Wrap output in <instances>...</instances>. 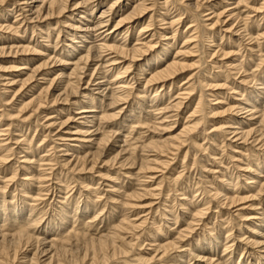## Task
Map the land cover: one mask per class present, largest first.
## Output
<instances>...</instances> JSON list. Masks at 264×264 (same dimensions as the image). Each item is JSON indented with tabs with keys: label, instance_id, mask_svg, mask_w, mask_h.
Instances as JSON below:
<instances>
[{
	"label": "rangeland",
	"instance_id": "1",
	"mask_svg": "<svg viewBox=\"0 0 264 264\" xmlns=\"http://www.w3.org/2000/svg\"><path fill=\"white\" fill-rule=\"evenodd\" d=\"M11 1L13 0H6L4 3L0 2V25H2L0 26L1 27L0 28V48L5 47L4 49L7 48L8 50V48H10L11 45L14 46L13 47L14 50L16 46H18V49H21L23 46L25 47L26 45H28V47H32V48L34 47L32 49L33 51H30L31 54L30 53H23V54L19 53L18 55L0 54V159H5V161L3 162L0 161V188L6 187L4 191L2 190L4 194V196L2 194V197L4 199H7L5 201L8 204L6 203L5 204L7 206L8 205L10 206V208H7L8 209L7 211L9 212L10 215L7 213V211H3L2 209L3 214H1L2 218L0 220V226H1L0 228L2 230L3 228L4 230H11V227L15 228L17 225H19V223L30 222V225H29L30 227H28V236L32 238V241L29 244H26L25 242L22 241L23 243H21L20 245L21 249L19 248L20 250L17 251V260L15 261L14 264H27L26 263L27 260L31 259L32 257L36 260L37 264H43L44 262H46L45 260L48 257L45 256L44 252L42 251H45L46 249H49L50 247H52V249L61 248L65 251L63 253L64 255L63 254L62 255L60 254L61 256L57 255L60 257L58 260L62 264H76V263L90 264L91 262L90 259L92 257L91 256L92 250L89 247L90 243L97 242L98 240H102L103 238H104L103 240H105V238L110 237V236H111V239H110V243H111V240L113 238L112 235L115 237L114 243H112V246L116 249V251L114 255L112 254V251L110 253L107 252L108 253L106 257L107 261H104L102 264H264L263 256L258 257V253L260 255L263 254L262 249H264L263 247L264 246V219H263L264 218V169H262L264 168L262 167L264 164V160H263L264 159V122L259 123L258 119L260 115H255L254 118L252 117L251 118L252 120L249 121L250 117L241 119L243 114H239V113L237 114L236 112L232 113L228 111V109H232L235 107L237 108L238 102L242 101V98L240 97H242L241 95L244 92L245 93L243 94V97H245L246 99L247 98L251 99V97L253 96L254 98L252 97L253 100L252 99L251 100L254 101L255 99V101H257V105H256L258 107L257 109L259 110L261 108L262 111L264 110L263 109L264 108V98H263L264 93H262L263 91L261 90H257L259 88L258 84L260 85L261 83H264V61L263 63L259 62L264 59L263 58L264 57V0H239V1H243L244 3L239 5L238 7H236L234 3L238 0H228V1L227 0H209V1L200 0L201 2L199 1L198 8L195 7L193 0H187L188 3L185 0H182V1L181 0H145L144 6H146V9L148 8L146 11H144L145 13L143 15H140V17L134 18L135 21L134 19L131 21H126L121 26H119L117 31H115V29L113 28L116 22H118L123 17L125 18V16L128 15L127 13L128 12L130 13V10L132 9L133 4L136 5L139 2V0H120L118 1L116 5L114 6V8L112 9V12H111L112 16L109 17V24L107 25V27H105L107 31L103 28L99 30L100 32L98 31L97 34H100V33L104 34L105 32L104 36L108 34L112 40H115L114 44L117 42L116 45L126 46L125 48L126 49L128 48L130 50L133 47H142V49L146 50L147 52L143 54L142 57H138L131 63L132 71H130L131 70L130 69L129 73L126 74L125 78L120 80L119 83L121 84H117L116 88H118V85H119L120 86L118 88L119 90L115 88L116 85L113 86V88H115V90L113 91V94L115 91H117L115 92V94L116 95L119 94L118 96H120V98H125V99L127 98L126 101L124 102L121 101L117 103L114 107H110L111 106L110 100L100 99L103 97L99 94L100 93L98 90L99 86H97L96 83H98L101 80L103 81L104 79H106L104 80L105 82L110 81L111 79L114 78V75L116 74L117 70L116 71L115 69L110 70L113 67H106V69H102L100 70V72L99 71L95 72L89 84L86 85L87 81L90 78L89 75H91L92 73L94 63L95 65L96 64L98 65V62H99V59L94 57L95 56L94 53H91L90 58L87 63L88 65L90 64L92 65L87 67L88 72H85V75H84L85 77L84 76L82 77L83 78L82 82L83 83L85 82V83L84 84L82 82L80 83L81 89H79V92L84 93L86 95L85 99H81V98L78 99V95H76V97L68 98L69 100L68 104L67 102L66 103L59 102L60 104L59 103L52 104L51 102L53 101L52 99L55 98L56 95H58V93H60L61 90L55 88L57 86V83L55 84L53 83L52 84L53 87L52 86L50 87L49 85L51 81L54 80V76L56 77L57 76L56 74H59L61 69H63L61 67V63L57 64L55 67L53 63H51L53 66L50 64L47 66L48 68L47 67L43 68L44 71L43 69H41L42 73L47 74L44 76L45 79L40 80V78L37 77V81H40V82L35 83L33 81L34 83L33 82L30 83L24 86L25 88L20 90L19 87H21V83L23 82L24 79L27 78L26 76L30 74L31 70L34 67L40 64H43L49 58L50 59L52 58L50 62L55 57L57 59L60 58V60L62 61L66 60V57L64 54L66 50L68 49L65 47H61V46H65L62 43H65L66 45L69 44L70 41L68 40L72 38L71 36L74 33V31L69 30V27H68L70 23H73L69 15L72 13L71 14L72 17L74 16L75 18L76 16H82L84 19L82 18L79 19V17H77L76 19L79 21V23L75 25H80V26L83 24L84 20H87V17L84 14L83 9L78 8V12L77 10L71 12L72 8L71 9L69 8L63 13V15H58V16L55 15V16H50L47 18L42 17L39 20H36V19H32L33 16L31 15L30 12H27L26 9L24 10V12L21 11L20 12L21 14L19 13L20 16H18V13L16 14V11H15V10H18L17 8L18 5L17 4L13 5L12 4L13 2ZM29 1L30 0H28V2ZM40 1L41 0H35L36 3L35 2L29 3L31 4L30 8L31 6L33 7V6L38 5ZM107 1H105V3L102 4L103 6L99 5L101 6V8L99 6L95 8V11L93 13V16L95 18L99 16L98 13H101L100 11L106 10L109 7V5H111V2L113 3L116 0H107ZM126 3L129 5H127ZM228 4H231V5H228ZM118 6L121 7L120 10L118 9L119 8ZM20 7L22 8V5H20ZM13 9H14V12H13ZM122 10H124V12H122ZM222 10H224L225 12ZM80 11L81 12L83 11V12L81 13ZM230 11L232 12V15L229 17L228 15ZM157 12L159 13L160 17ZM221 12H224L225 16L224 15H223L224 17L221 16L219 20H221V22L223 21L224 23L215 24L216 19H217L216 15ZM78 13H81V14H78ZM163 13L166 15H164ZM167 13H169V15ZM211 13L213 14L211 15ZM29 15H31V18ZM213 15H215V17ZM236 15H238L239 19L235 18ZM66 16L70 21L66 19ZM156 16L157 18L159 19L162 18V19H160V21L158 22V19L156 18ZM25 17L27 19H25ZM112 17H115V18H112ZM150 17L154 18V21L152 22L150 27L146 28L145 31H140L139 30L140 28L145 27V25L150 22L149 21ZM167 17L169 18L167 19ZM175 18L178 20L181 19L179 20L180 23L176 25H170V22H172L173 19ZM61 21H62V24H61ZM156 21L159 23V25ZM46 22L49 26L46 24ZM38 23L41 25H39ZM63 24L67 26L68 28L63 26ZM6 25L7 26L11 25L12 30L14 29L16 33L14 32V30L13 32L11 30L6 31V28H5L7 27ZM25 26H27L28 28ZM3 27L5 29H3ZM241 27L242 29H240ZM127 28L129 29V32H128L129 34L125 30ZM166 28L169 30H167ZM46 29H48V32ZM50 29L52 31H50ZM25 30L26 31L28 30V31L26 32ZM66 31H68L69 34ZM113 32H117L118 34V35L116 34L117 37H115L114 34H112ZM40 33H42L43 35ZM46 33H49L48 39L44 38L46 37ZM157 33L159 34V37ZM245 34H248V35H245ZM119 35L120 37H118ZM16 36L18 37L16 38ZM68 36L71 38L69 39ZM102 36H101V39H102ZM163 36L167 39L165 40ZM256 36L258 38L254 39V37L256 38ZM126 38L127 40H125ZM132 38H133V41L131 40ZM160 39L162 40L160 41ZM253 39L256 40L257 43ZM98 40L100 39L98 38ZM118 40L119 41L121 40V42H119ZM54 41L57 42L56 48L53 47V45L55 44ZM77 41L79 42L80 40L73 39V42H77ZM90 41L88 39V42ZM97 42L101 43L100 41H97ZM125 42L127 45L125 44ZM159 42L161 43L163 42L162 43L163 47H160L162 45ZM41 43L43 45H40ZM111 43L113 44V42ZM167 43H170V46L172 47L168 46V48H166ZM85 45L86 44H84V46ZM171 49H173V51ZM259 49L261 52L258 51ZM164 50H165V54H164ZM167 50L168 52L171 51L172 53L167 52L166 54ZM248 50L249 51L252 50L253 52L252 51L249 52ZM60 51L62 53H60ZM37 52H39V54ZM80 52H83V50ZM157 52H161V53H157ZM51 53L55 57H53ZM108 53L109 52L101 53L102 58L105 57L104 60L108 58L106 56ZM40 54H42L43 56H41ZM74 54L76 55L77 53H74ZM255 54H257V56L260 58L262 56L261 60L260 58L255 56ZM158 55H161L163 57L157 60L156 58H158ZM164 55L166 57H164ZM111 57H114V55H111ZM162 58H165V59H162ZM128 59L129 58L126 59L127 60L126 62H128ZM93 60H95L97 63ZM173 60L179 63L180 65L184 64L182 65L183 71L180 70V72L175 73L172 77L168 78L167 80L165 79L164 82L158 81V82L147 83V81L150 79V76L154 73V70L156 69L155 67H157L158 70H162V68H165ZM122 61L123 60H121L120 62ZM157 61H159L158 63L162 61V64L158 65ZM238 63L240 67H242L241 69H239V66L237 65ZM82 64L80 65V67H83ZM126 65L127 63L124 64L123 66H126ZM228 66L231 68H229ZM68 67L71 68L70 66H67V68ZM46 68H47L46 71L48 72L51 71L53 74L51 72L47 73L45 71ZM142 69L143 71L145 70L144 73L146 75L142 73L143 72ZM243 69H244V72H243ZM57 70H59V72ZM102 71H104L106 74L103 73ZM228 71H231V73ZM150 72L152 74H148ZM68 73H69L68 70H66V74ZM96 73L97 74L99 73V75H97ZM253 74L255 75V77ZM101 77L102 78L106 77V78L100 79ZM140 77L141 78L143 77L142 78L143 80ZM132 78L134 80H131ZM12 80L14 84L13 83L11 84ZM258 80H261V81L259 82ZM43 81H45V83H43ZM245 81L248 84L244 85ZM146 83H147V86H146ZM255 83L257 84V86ZM122 84L123 86H121ZM47 86H49L50 88ZM261 86L262 88H264L263 85H260V87ZM124 87L126 91L124 90ZM31 88L33 90H31ZM46 88H49L48 92L50 94L46 93ZM42 89H43V92L41 91ZM34 90L36 91V93L34 92ZM90 90H92L91 94H90L91 92ZM30 91L31 93H29ZM40 91H41V94L43 95H40ZM259 91H261L260 93L262 94H258ZM93 92H95L96 94ZM239 92L241 93V95ZM35 94L37 95L35 96ZM107 94L109 95L110 93H107ZM123 94L125 95L123 96ZM217 94L219 95L217 96ZM137 95L138 97H136ZM180 95H182V97ZM247 95L249 97H247ZM261 95H262V98H261ZM183 96H185V98ZM89 97L94 99L93 104L88 103ZM30 98L32 102L30 101ZM46 98H47V101L49 99L48 102L45 100ZM199 98H201L202 107L198 109L196 108V104L198 103L197 100H199ZM258 98L260 99L258 100ZM175 99L177 100V102ZM39 100L41 101L40 103H38ZM43 100H45L46 102ZM71 101L73 103H75V101H78L79 103L76 102L75 104H73ZM101 101L102 103L105 101V103L102 104ZM48 103L50 104L48 105ZM30 104H32V106ZM33 104L35 105L37 110ZM38 104L42 105V107L40 106L39 109H38ZM177 104L179 105V107ZM27 106L29 107L27 108ZM77 106H90V107L93 106L92 108H94V110H96L95 112L97 113L99 112L101 113V111L102 113L103 112L104 113L105 112L106 113H111V112L118 113L119 108L120 109L122 108L120 114L117 117V119L119 118L120 120L119 119L118 121L117 119H115V121L113 120L115 124L111 121H107V123L108 122L109 123L105 124L106 121L99 118L100 114H97V118H95V120H92L93 124L88 122L87 123L89 125L88 126L85 122L83 126L84 121L80 119L82 115L77 114L79 112V110L78 111L76 110L77 108H79ZM104 107L106 108V110ZM108 107L110 109H107ZM126 107L128 108V110ZM192 108L193 109L196 108L195 113ZM236 108L234 109L235 111L239 110ZM60 109L61 110L63 109L62 112L60 111ZM127 113L130 115V117ZM131 113L133 116L131 115ZM165 115L167 118L165 117ZM241 120L244 122L246 121V122L244 123ZM131 121L132 123H130ZM62 122L65 124L64 126H61V129H60V124ZM226 122L229 124L227 125ZM110 124H112L111 127H110ZM78 125L80 128L78 127ZM96 126L98 127V129L100 128L99 130L101 131H99L100 133H98V135H95L91 138V140L93 139L95 140V142L90 143V144L89 143L85 144V142L87 141L81 140L82 139L81 136L79 137V139H77V141H71L73 136L70 135V132L73 131V133H78V134L81 133V134L86 135L88 134L87 132L90 133L91 130L93 131L96 128ZM102 126H104L103 127L104 130L101 128ZM105 127H106V130H105ZM187 127L190 129V132ZM76 130H79V131L76 132ZM235 130L238 132H235ZM243 130L244 132L251 131L254 134H251V136H249V138H247L246 141L242 139L240 140L238 136L235 137V135H238V133L240 132L243 133ZM60 131L61 132L64 131V132L61 133ZM106 132L107 133L110 132L108 133V136ZM178 132L182 135L178 134L177 136L176 134ZM184 132L186 134L189 132L190 134L188 133L189 135L188 134L186 135ZM101 133L102 134L104 133V134L102 135ZM88 136L87 138L91 137V136L89 137ZM181 136L182 137L184 136V138H181ZM103 137L105 138L109 137L108 138L109 141L107 139L108 144L104 143L103 145L104 146L106 145L105 147L103 145L98 146L97 140ZM255 137L257 138V140L255 139ZM26 138L28 139L26 140ZM251 138H254L253 141ZM175 139H176V142H175ZM57 140H60L61 142L58 141L56 143ZM78 140H81V141H78ZM22 141L23 142L25 141V142L23 143ZM27 141L29 143H27ZM242 141L244 143H242ZM177 142L179 143L177 144ZM151 144L158 145V147L165 145L166 148L164 147L165 149L161 150L162 149L161 147L160 149L161 151H160L156 147L152 146ZM172 144H174V146ZM226 144L228 146H226ZM4 145H7V146H4ZM68 145H71V146L69 147ZM62 146L64 147V149ZM67 146L70 149H68ZM6 147L8 149H6ZM28 148L30 150H28ZM66 148L68 151L66 150ZM56 150L58 152L59 151L61 152L58 153ZM69 150L70 151L73 150V151L70 153ZM169 150H171L172 152ZM162 151L163 153L161 154ZM85 152L88 154H86ZM96 152L101 153V157L96 162L95 167L91 168L93 161L89 160V158L91 159L90 157L91 154H95ZM36 153L38 155H36ZM74 154H75V156H73L74 158L75 157L83 158L84 156H88V158H86L88 163L85 165L84 168L81 165L82 163L80 164L81 161L78 162L79 165L75 163L76 162L75 160L77 158L76 159L72 158L73 160L70 159V157H72L71 155H74ZM159 154L162 156H160ZM116 155H118L116 160L112 162L113 158ZM156 156H159V157L157 158ZM127 158L129 159L127 160L128 162L125 161ZM30 159H32L31 162H29ZM60 159L61 161L59 162ZM62 159L64 160L70 159L71 163L69 164L71 165L69 164L65 165L64 163L66 162L65 161L63 162ZM164 159L166 161H164ZM56 160L57 162L62 163V164L57 163ZM256 160L258 162H256ZM123 162H125V164ZM132 162L135 165H130L132 164ZM141 162L144 164L147 163V167L144 166L145 169L141 167L143 166ZM73 163H75L76 166H78V168L76 166H73L74 165ZM254 163L255 164L258 163V166L255 165ZM120 165H123L122 168ZM79 166H81V168ZM128 166L130 169L127 168ZM149 166H151L153 169ZM66 167H67V170H66ZM68 167L70 168V170L68 169ZM140 167L142 169L138 170ZM247 167H250V170L247 169ZM251 167L253 170L251 169ZM254 167L256 170L254 169ZM29 170L31 172H28ZM254 170L256 174H254L255 173ZM148 171H151V172H148ZM33 172L34 173L36 172V173L34 174ZM257 174H260V175H257ZM21 175L22 176L24 175V176L22 177ZM38 176H40L41 178ZM228 176L229 178L231 177L229 180H228ZM240 176H242L246 180L247 179L251 180L254 185L248 180H247L248 183H246L247 181L245 182V180ZM30 177H33V178L35 177V178L33 179ZM222 177H223V180L221 181ZM255 177H258V180L256 179V182L258 183L259 181L260 183L257 184L255 180L253 181L251 179V178L255 179ZM224 179L225 181L226 180L228 181L225 182ZM1 180L5 182H1ZM45 180L46 181L48 180V181L46 182ZM237 181L239 184L237 183ZM24 182L27 184L24 185ZM223 182L224 184L228 182L227 185L230 191L227 188L226 184L223 185ZM87 183H88V186H86ZM249 183H251V185ZM230 184H233V185L231 186ZM32 186L35 189H33ZM90 186L91 188H89ZM111 186L114 188L112 189ZM62 187L63 188L65 187V188L63 189ZM91 189L92 191H90ZM141 189H143L144 192H142ZM152 189L153 191L155 189V191L153 192ZM88 191L91 193H89ZM217 191H219V193ZM221 191L226 192L227 196H226V193L222 194L223 192ZM135 196L138 197V199ZM215 196L217 197L219 196L218 199H216ZM86 197L87 198L89 197L88 198L89 200ZM224 198L225 200L237 198V200L241 199L242 201H239L229 207L230 203L228 201H226L227 203L226 202L224 203L223 202L225 201ZM0 199H1V194H0ZM62 200H63V203H62ZM12 201L13 202L15 201L16 203L15 202L13 203ZM130 203L134 205L131 206ZM126 204L133 208H129L128 206H126ZM223 204L225 205L227 204V205L225 206ZM60 207L62 209H60ZM64 207L65 209H63ZM17 211L18 213L19 212L21 213L19 215L20 217L18 218L17 216L15 218V223H12L13 219L10 216H13V214L15 215ZM201 212L203 213V215H201L202 214ZM5 213H7L8 215ZM199 213L202 217L199 216ZM253 216L254 217L256 216V217L254 218ZM62 217H64V219H62ZM124 218L127 220H124ZM250 218H252V220ZM9 219H12L11 222L9 221ZM144 219H146V221ZM2 220L4 221V223ZM130 220L132 221V223H130L131 222ZM133 221L135 222L134 223L135 225L133 224ZM139 223L141 226L139 225ZM142 223H145V224H142ZM132 226H135L137 229ZM252 228L255 230L254 233L252 232L253 230ZM117 229L120 230L121 232L120 231L118 232ZM156 229L159 231H156ZM12 231L8 233L12 234L16 232L15 229H13ZM253 239L255 240L256 244L258 243V245L254 244ZM257 239L261 240L259 241L261 243L257 242L258 241ZM249 240L254 246L250 243ZM208 242H209L208 246H205L207 245ZM14 243H12V241L6 243L7 246L10 248L11 253L13 252V250L11 249H14L17 245V243L15 244ZM227 247L229 248L227 249ZM43 248L44 250H42ZM36 255L37 256L39 255L38 258ZM42 255L44 258L42 257ZM253 256L254 258L256 256L257 259L255 258L256 259L255 260ZM259 259H262V260H259ZM96 263L101 264L100 262H96Z\"/></svg>",
	"mask_w": 264,
	"mask_h": 264
},
{
	"label": "bare ground",
	"instance_id": "2",
	"mask_svg": "<svg viewBox=\"0 0 264 264\" xmlns=\"http://www.w3.org/2000/svg\"><path fill=\"white\" fill-rule=\"evenodd\" d=\"M6 0H0V2H5ZM105 1H107V0H41L40 2H39V4L38 5H36V6H31V8H30V5L31 4H29V3H32V2H35V0H30L29 2H28V0H13V1H11V2H13L12 4L13 5H15V4H17L18 6H17V8H18V10H15L16 11V14L18 13V16H20L19 15V13L22 11V12H24V10L26 9L27 10V12H30L31 13V15L33 16L32 17V19H36V20H39L40 18H47V17H50V16H55V15H63V13L66 11V10H68L69 8L71 9L72 8V10H71V12L72 11H75V10H77V12H78V8H81V9H83L84 10V14L86 15V17H87V20H84V22H83V24L80 26V25H75V24H78L79 23V21L78 20H76L77 19V17H79V19H84L82 16H76V18L73 16L72 17V13L69 15L70 16V19H72V22L73 23H70L69 24V30H71V31H74V33H73V35L71 36V37H69V39L70 40H68V41H70V43L69 44H65V43H62V44H64L65 46H61V47H65V48H67L68 50H66V52L65 51H63V52H65V57H66V60L64 61H62V60H60V58H56L52 53V55H53V57H55V58H53V60L50 62V60L52 59H48L46 62H44L43 64H40V65H38V66H36V67H34L32 70H31V72H30V74L28 75V76H26L25 78L26 79H24L23 80V82L21 83V82H19V83H21V87H19L20 88V90H22L23 88H25L24 86H26V85H28V84H30V83H32L33 81L35 82V83H38V82H40V81H37V77L38 78H40V80H44L45 78H44V76L45 75H47V74H45V73H42L41 71V69H43V68H45V67H47L48 65H50L51 63H53V65H54V67L57 65V64H60L61 63V67L63 68V69H61V71H60V73L59 74H56L57 76L55 77L54 76V80L53 81H51V83H50V87L52 86V84L54 83H57V86L55 87V88H57V89H59V90H61L60 91V93H58V95H56V97L55 98H53L52 100L53 101H51L52 102V104L54 103H59V102H64V103H66L67 102V104H68V102H69V100H68V98H70V97H76V95H78V99L79 98H81V99H85V97H86V95L84 94V93H81V92H79V89H81L80 88V83L82 82V77L85 75V72H88V69H87V67H89L90 65H92V64H90V65H88L87 63H88V60H89V58H90V55H91V53H94L95 54V58H97V59H99V62H101V63H99L98 62V65L96 64L95 65V63H94V67H93V69H92V73H91V75H89L90 76V78H89V80L87 81V83H86V85H88L89 84V82H90V80H91V78L94 76V74H95V72H100V70H102V69H106V67H113V68H111L110 70H113V69H115V71L117 70V72H116V74L114 75V78L113 79H111L110 77V81H107V82H105L104 80H106V79H104V78H106V77H101L100 79H104L103 81L101 80V81H99L98 83H96V85L97 86H99L98 87V90H99V94L103 97V98H100V99H107V100H110L111 102H110V107H114L117 103H119V102H124V101H126V99L125 98H120V96H118V95H116L115 94V92H117V91H115L114 92V94H113V91L115 90V88L117 87V84H121V83H119L120 82V80L121 79H123V78H125V76H126V74H128L129 73V70L131 69V63L135 60V59H137L138 57H142V55L143 54H145L147 51L146 50H144V49H142V47H133V48H131V50L130 49H126L125 47L126 46H122V45H116V43L114 44V41L115 40H112L110 37H109V35L108 34H106L105 36H104V34H105V32H104V34L103 33H100V34H97V32L99 31V30H101V29H105V27H107V25L109 24V17H111L112 16V9L114 8V6L116 5V3L118 2V1H120V0H116L115 2H111V5H109V7L106 9V10H102V11H100L101 13H98L99 14V16L97 17V18H95L94 16H93V13H94V11H95V8L96 7H98L99 5H102L103 3H105ZM182 1V0H181ZM180 1V2H181ZM185 1H187V0H185ZM194 1V5H195V7H199L198 6V3H199V1L200 0H193ZM207 1H209V0H207ZM228 1V0H227ZM108 2V1H107ZM106 2V3H107ZM129 2V1H128ZM135 2V1H134ZM144 2H145V0H139V2L136 4V5H134L133 4V6H132V9L130 10V13L128 12L127 14L128 15H126L125 16V18L123 17L122 19H120L118 22H116V24H115V26H114V28L113 29H115V31H117L118 30V28H119V26H121L123 23H125L126 21H131V20H133L134 18H136V17H140V15H143L145 12L144 11H146L147 9H146V6H144ZM165 2V1H164ZM163 2V3H164ZM201 2V1H200ZM225 2V1H224ZM10 3V2H9ZM36 3V2H35ZM133 3V2H132ZM187 3H188V1H187ZM235 3V6L236 7H238L239 5H241V4H243L244 2L243 1H236V2H234ZM127 4V3H126ZM162 4V3H161ZM166 4V3H165ZM185 4V3H184ZM223 4H225V3H223ZM227 4V3H226ZM20 5H22V8L20 7ZM106 5V4H105ZM120 5V4H119ZM127 5H129V4H127ZM191 5V4H190ZM228 5H231V4H228ZM5 6V5H4ZM103 6V5H102ZM107 6V5H106ZM161 6V5H160ZM164 6V5H163ZM166 6V5H165ZM186 6V5H185ZM192 6V5H191ZM212 6V5H211ZM214 6V5H213ZM227 6V5H226ZM226 6H224V7H226ZM235 6H234V8H235ZM9 7V6H8ZM100 8H101V6H99ZM119 7V6H118ZM148 7V6H147ZM158 7V6H157ZM200 7H201V5H200ZM228 7V6H227ZM28 8V9H27ZM89 8V9H88ZM186 8V7H185ZM193 8V7H192ZM208 8V7H207ZM216 8V7H215ZM233 8V9H234ZM7 9V8H6ZM12 9V8H11ZM119 10L121 9V7H119L118 8ZM118 9H117V11H118ZM159 9H160V7H159ZM158 9V10H159ZM167 9V8H166ZM223 9V8H222ZM4 10V9H3ZM44 10H46V11H44ZM98 10V9H97ZM225 10V9H224ZM224 10H222V11H224ZM6 11V10H5ZM12 11V10H11ZM160 11V10H159ZM210 11V10H209ZM233 11V10H232ZM13 12H14V9H13ZM81 12V11H80ZM83 12V11H82ZM81 12V13H82ZM97 12V11H96ZM122 12H124V10H122ZM122 12H120V13H122ZM149 12V11H148ZM225 12V11H224ZM224 12H221V13H218L217 15H216V17H217V19H216V22H215V24H223L224 22L222 21L221 22V20H219V18L221 17V16H223L225 13ZM237 12V11H236ZM240 12V11H239ZM69 13V12H68ZM81 13H78V14H81ZM116 13V12H115ZM158 13V12H157ZM156 13V14H157ZM227 13V12H226ZM242 13V12H241ZM240 13V14H241ZM247 13V12H246ZM21 14V13H20ZM109 14V15H108ZM164 14V13H163ZM168 15H169V13H167ZM213 13H211V15H212ZM215 14V13H214ZM31 15H29L30 16V18H31ZM158 15H159V13H158ZM164 15H166V14H164ZM172 15V14H171ZM180 15V14H179ZM210 15V14H209ZM232 15V12L230 11L229 12V17ZM13 16V15H12ZM22 16V15H21ZM25 16V15H24ZM28 16V17H29ZM116 16H117V14H116ZM155 16V15H154ZM163 16V15H162ZM214 17H215V15H213ZM225 16V15H224ZM223 16V17H224ZM120 17V16H119ZM159 17H160V15H159ZM166 17V16H165ZM209 17V16H208ZM232 17H234V16H232ZM17 18V17H16ZM64 18V17H63ZM112 18H115V17H112ZM111 18V19H112ZM143 18V17H142ZM156 18H157V16H156ZM164 18V17H163ZM169 17H167V19H168ZM227 18V17H226ZM235 18L236 19H239L238 18V15H236L235 16ZM234 18V19H235ZM25 19H27L26 17H25ZM66 19H68L67 18V16H66ZM158 19V22L160 21V19H162V18H157ZM228 19V18H227ZM241 19V18H240ZM21 20V19H20ZM24 20V19H23ZM57 20V19H56ZM59 20V19H58ZM65 20V19H64ZM69 20V19H68ZM114 20V19H113ZM137 20V19H136ZM165 20V19H164ZM163 20V21H164ZM179 20H181V19H179ZM179 20L178 19H173V21L172 22H170V25H176V24H178V23H180L179 22ZM214 20V19H213ZM246 20H248V19H246ZM255 20V19H254ZM5 21V20H4ZM47 21V20H46ZM63 21V20H62ZM62 21H61V24H62ZM70 21V20H69ZM134 21H135V19H134ZM149 23H147L146 25H145V27H142V28H138L140 31H145V29L146 28H149L150 27V25L152 24V22L154 21V18L153 17H150L149 18ZM240 21V20H239ZM33 22V21H32ZM67 22V21H66ZM114 22V21H113ZM147 22V21H146ZM157 22V21H156ZM157 22V23H158ZM165 22V21H164ZM194 22V21H193ZM241 22V21H240ZM249 22V21H248ZM28 23V22H27ZM37 23V22H36ZM64 23V22H63ZM163 23V22H162ZM190 23H192V22H190ZM12 24V23H11ZM26 24V23H25ZM39 24V23H38ZM43 24V23H42ZM46 24H47V22H46ZM45 24V25H46ZM55 24V23H54ZM59 24V23H58ZM132 24V23H131ZM167 24V23H166ZM255 24V23H254ZM36 25V24H35ZM34 25V26H35ZM39 25H41V24H39ZM48 25V24H47ZM56 25V24H55ZM54 25V26H55ZM67 25V24H66ZM140 25V24H139ZM144 25V24H143ZM158 25H159V23H158ZM164 25H165V23H164ZM213 25H214V23H213ZM0 26H2V25H0ZM7 26V25H6ZM17 26V25H16ZM49 26V25H48ZM63 26H65L64 24H63ZM141 26V25H140ZM153 26V25H152ZM169 26V25H168ZM212 26V25H211ZM25 27H27V26H25ZM44 27V26H43ZM43 27H41V28H43ZM66 28H68L67 26H65ZM109 27H111V26H109ZM174 27V26H173ZM178 27V26H177ZM1 28V27H0ZM6 28V31L7 30H11L12 32H13V30H12V26L11 25H8L7 27H5ZM4 27H3V29H5ZM24 28V27H23ZM28 28V27H27ZM38 28V27H37ZM50 28V27H49ZM190 28V27H189ZM244 28V27H243ZM17 29H19V28H17ZM32 29H33V27H32ZM58 29H59V27H58ZM134 29V28H133ZM164 29V28H163ZM167 29V28H166ZM179 29V28H178ZM240 29H242V27L240 28ZM47 30V32H48V29H46ZM55 30V29H54ZM64 30V29H63ZM106 30V29H105ZM126 30V32L128 33L129 32V29L127 28V29H125ZM160 30V29H159ZM162 30V29H161ZM167 30H169V29H167ZM166 30V31H167ZM18 31V30H17ZM26 31V30H25ZM28 31V30H27ZM26 31V32H27ZM35 31V30H34ZM45 31V30H44ZM50 31H52L51 29H50ZM60 31V30H59ZM107 31V30H106ZM131 31V30H130ZM157 31V30H156ZM155 31V32H156ZM176 31H178V30H176ZM182 31V30H181ZM190 31V30H189ZM14 32L16 33V31L14 30ZM46 32V31H45ZM67 33H68V31H66ZM70 32V31H69ZM100 32V31H99ZM110 32V31H109ZM111 32H112V30H111ZM171 32V31H170ZM234 32V31H233ZM240 32V31H239ZM10 33V32H9ZM50 33V32H49ZM49 33H46V37H44V38H46V39H48L49 38ZM62 33V32H61ZM123 33V32H122ZM122 33H120V34H122ZM131 33V32H130ZM143 33V32H142ZM164 33V32H163ZM173 33V32H172ZM183 33V32H182ZM245 33V32H244ZM24 34V33H23ZM23 34H22V36H23ZM32 34V33H31ZM38 34V33H37ZM40 34H42V33H40ZM57 34H59V33H57ZM69 34V33H68ZM112 34H114V36L115 37H117V32H113ZM117 34V35H116ZM129 34V33H128ZM152 34V33H151ZM158 34V33H157ZM161 34V33H160ZM166 34V33H165ZM165 34H164V36H165ZM43 35V34H42ZM65 35V34H64ZM63 35V36H64ZM104 36V38H103V36ZM154 35V34H153ZM152 35V36H153ZM176 35V34H175ZM245 35H248V34H245ZM38 36V35H37ZM52 36V35H51ZM101 36H102V39H101ZM136 36V35H135ZM161 36V35H160ZM163 36V37H164ZM182 36V35H181ZM211 36V35H210ZM242 36H244V35H242ZM18 36H16V38H17ZM114 37V38H115ZM118 37H120V35L118 36ZM123 37H124V35H123ZM158 37H159V34H158ZM171 37V36H170ZM185 37V36H184ZM246 37V36H245ZM263 37V36H262ZM20 38V37H19ZM42 38V37H41ZM57 38H58V36H57ZM98 38L100 39V40H98ZM165 38V37H164ZM169 38V37H168ZM237 38H239V37H237ZM249 38V37H248ZM252 38V37H251ZM258 37L256 36V38L254 37V39H257ZM21 39V38H20ZM24 39V38H23ZM31 39H32V37H31ZM36 39V38H35ZM35 39H34V41H35ZM73 39H79L80 41L78 42H73ZM88 39H89V41H90V39H91V41L90 42H88ZM151 39H152V37H151ZM167 38H165V40H166ZM182 39V38H181ZM253 39V40H254ZM37 40H39V39H37ZM55 40V39H54ZM59 40V39H58ZM122 40V39H121ZM121 40L119 41V42H121ZM124 40V39H123ZM125 40H127V38L125 39ZM132 41H133V38L131 39ZM162 39H160V41H161ZM184 40V39H183ZM238 40V39H237ZM241 40V39H240ZM29 41H31V40H29ZM48 41V40H47ZM46 41V42H47ZM63 41V40H62ZM97 41H100L101 43H98ZM113 42V44L111 43V42ZM135 41H137V40H135ZM173 41V40H172ZM239 41V40H238ZM251 41H252V39H251ZM255 42H256V40H254ZM253 41V42H254ZM55 42V41H54ZM64 42V41H63ZM118 42V43H119ZM130 42V41H129ZM140 42V41H139ZM254 42V43H255ZM30 43V42H29ZM29 43H27V44H29ZM38 43V42H37ZM49 43V42H48ZM159 43H161V42H159ZM158 43V44H159ZM163 43V42H162ZM162 43H161V45H162ZM257 43V42H256ZM25 44V43H24ZM35 44V43H34ZM33 44V45H34ZM84 44H86L85 46H84ZM88 44V45H87ZM124 44V43H123ZM125 44H126V42H125ZM135 44V43H134ZM142 44V43H141ZM26 45V44H25ZM32 45V46H33ZM40 45H43L42 43L40 44ZM45 45V44H44ZM46 45H47V43H46ZM56 45H57V42H55V44L53 45V47L54 48H56ZM71 45V46H70ZM127 45V44H126ZM164 45H166V44H164ZM12 46V45H11ZM10 46V48H8V50H7V48L6 49H4V48H0V54H8V55H10V54H14V55H18L19 53H30V51H33L32 49L34 48H32V47H28V45H26L24 48L22 47V45H21V49H18V46H16L15 47V50H14V46H12L11 47ZM38 46V45H37ZM130 46V45H129ZM167 47L166 48H168V46L169 47H172V46H170V43H167V45H166ZM248 46V45H247ZM42 47H44V46H42ZM128 47V46H127ZM160 47H163V45L162 46H160ZM255 47V46H254ZM20 48V47H19ZM37 48V47H36ZM83 48V49H82ZM64 49V48H63ZM62 49V50H63ZM164 49V48H163ZM163 49H161V50H163ZM183 49V48H182ZM255 49V48H254ZM41 50V49H40ZM39 50V51H40ZM45 50V49H44ZM53 50V49H52ZM58 50V49H57ZM61 50V49H60ZM83 50V52H80V51H82ZM158 50H160V49H158ZM166 50V49H165ZM165 50H164V54H165ZM172 51H173V49H171ZM257 50V49H256ZM48 51H49V49H48ZM47 51V52H48ZM154 51H156V50H154ZM249 51V50H248ZM250 51H252V50H250ZM249 51V52H250ZM258 51H260V49L258 50ZM105 53V52H109L106 56L108 57L106 60H104V58H102V55H101V53ZM167 52H168V50L166 51V54H167ZM169 52H171V51H169ZM168 52V53H169ZM253 52V51H252ZM261 52V51H260ZM260 52H259V54H260ZM38 54H39V52H37ZM41 53V52H40ZM43 53V52H42ZM56 53V52H55ZM60 53H62L61 51H60ZM74 53H77L76 55L74 54ZM82 53H83V55H82ZM150 53V52H149ZM154 53H156V52H154ZM157 53H161V52H157ZM172 53V52H171ZM209 53H211V52H209ZM256 53H257V51H256ZM31 54V53H30ZM57 54H59V53H57ZM176 54V53H175ZM191 54V53H190ZM33 55V54H32ZM35 55V54H34ZM41 56H43L42 54H40ZM39 55V56H40ZM46 55H48V54H46ZM45 55V56H46ZM50 55V54H49ZM111 55H114V57H111ZM170 55V54H169ZM174 55V54H173ZM210 55V54H209ZM213 55V54H212ZM44 56V57H45ZM77 56V57H76ZM229 56V55H228ZM249 56V55H248ZM255 56H257V54H255ZM49 57V56H48ZM58 57H59V55H58ZM92 57V56H91ZM93 57V58H94ZM157 57V56H156ZM161 57H163V56H161V55H158V58H156L157 60L158 59H160ZM164 57H166L165 55H164ZM173 57V56H172ZM207 57V56H206ZM252 57V56H251ZM258 57V56H257ZM94 58V59H95ZM127 58H129L128 59V62H126L127 60ZM175 58H176V56H175ZM178 58V57H177ZM242 58H243V56H242ZM246 58V57H245ZM258 58H260V57H258ZM257 58V59H258ZM261 58H262V56H261ZM261 58H260V60H261ZM264 58V57H263ZM63 59V58H62ZM145 59V58H144ZM162 59H165V58H162ZM255 59V58H254ZM33 60V59H32ZM91 60H92V58H91ZM90 60V61H91ZM121 60H123L122 62H120ZM182 60V59H181ZM93 61H95V60H93ZM142 61V60H141ZM178 61V60H177ZM249 61V60H248ZM256 61H258V60H256ZM262 61V62H261ZM261 61H259L260 63H263V61H264V59L263 60H261ZM96 62V61H95ZM159 61H157V63H158ZM170 62V61H169ZM83 63V64H82ZM90 63V62H89ZM93 63V62H92ZM97 63V62H96ZM127 63V65L126 66H123L124 64H126ZM142 63V62H141ZM240 63V62H239ZM239 63L237 64L238 66H239V69H241L242 67H240V65H239ZM83 65V67H80V65ZM136 64V63H135ZM159 64H162V61L160 62V63H158V65ZM248 64V63H247ZM256 64V63H255ZM254 64V65H255ZM258 64V63H257ZM52 65V64H51ZM52 65V66H53ZM182 65H184V64H182ZM182 65H180L179 63H177V62H175L174 60L170 63V64H168L165 68H162V70H158L157 69V67H155L156 69L154 70V73L152 74L151 72L150 73H148V74H152L151 76H150V79L147 81V83H151V82H158V81H162V82H164V80L166 79H168V78H170V77H172L175 73H177V72H180V70H182L183 69V66ZM243 65V64H242ZM249 65V64H248ZM261 65V64H260ZM67 66H70L71 68H67ZM138 66H139V64H138ZM142 66V65H141ZM262 66V65H261ZM146 67V66H145ZM186 67H187V65H186ZM191 67V66H190ZM229 67V66H228ZM234 67V66H233ZM256 67V66H255ZM258 67V66H257ZM13 68H15V67H13ZM17 68V67H16ZM48 68V67H47ZM47 68L45 69V71L47 70ZM60 68V67H59ZM91 68V67H90ZM143 68V67H142ZM218 68V67H217ZM227 68V67H226ZM229 68H231V67H229ZM249 68H250V66H249ZM21 69V68H20ZM24 69V68H23ZM22 69V70H23ZM151 69H152V67H151ZM160 69V68H159ZM188 69V68H187ZM236 69V68H235ZM11 70H13V69H11ZM29 70V71H30ZM50 70V69H49ZM53 70V69H52ZM66 70H68V74H66ZM139 70V69H138ZM149 70V69H148ZM229 70V69H228ZM234 70V69H233ZM43 71H44V69H43ZM58 72H59V70H57ZM90 71H91V69H90ZM89 71V72H90ZM130 71H132V69L130 70ZM141 71V70H140ZM142 71H143V69H142ZM145 71V70H144ZM144 71L142 72V73H144ZM153 71V70H152ZM183 71V70H182ZM246 71V70H245ZM47 73H49V72H51V71H46ZM103 73H105L104 71H102ZM138 72V71H137ZM228 72H230L231 73V71H228ZM243 72H244V69H243ZM242 72V73H243ZM247 72V71H246ZM27 73H28V71H27ZM52 73V72H51ZM57 73V72H56ZM133 73V72H132ZM140 73V72H139ZM53 74V73H52ZM82 74V75H81ZM97 74V73H96ZM106 74V73H105ZM104 74V75H105ZM145 74V73H144ZM50 75V74H49ZM48 75V76H49ZM97 75H99V73L97 74ZM146 75V74H145ZM244 75V74H243ZM254 75V74H253ZM51 76V75H50ZM88 76V77H89ZM103 76V75H102ZM121 76H123V77H121ZM135 76V75H134ZM257 76V75H256ZM47 77V76H46ZM85 77V76H84ZM98 77H100V76H98ZM127 77H129V76H127ZM133 77V76H132ZM225 77H227V76H225ZM244 77H246V76H244ZM254 77H255V75H254ZM253 77V78H254ZM97 78V77H96ZM109 78H108V80H109ZM139 78V77H138ZM141 78V77H140ZM143 78V77H142ZM141 78V79H142ZM248 78V77H247ZM250 78V77H249ZM53 79V78H52ZM51 79V80H52ZM98 79V78H97ZM137 79V78H136ZM135 79V80H136ZM140 79V80H141ZM147 79H148V77H147ZM218 79V78H217ZM255 79V78H254ZM46 80H47V78H46ZM49 80V79H48ZM93 80V79H92ZM125 80V79H124ZM131 80H134L133 78L131 79ZM143 80V79H142ZM173 80V79H172ZM262 80V79H261ZM261 80H258L259 82L261 81ZM15 81V80H14ZM144 81H145V79H144ZM248 81V80H247ZM253 81V80H252ZM33 82V83H34ZM50 82V81H49ZM95 82V81H94ZM96 82H97V80H96ZM135 82V81H134ZM168 82V81H167ZM212 82V81H211ZM242 82V81H241ZM244 82V81H243ZM255 82V81H254ZM254 82H253V84H254ZM14 84V82H13V80H12V82H11V84ZM43 83H45V81H43ZM48 83V82H47ZM83 83V82H82ZM85 83V82H84ZM83 83V84H84ZM104 83V84H103ZM128 83V82H127ZM147 83H146V86H147ZM249 83H250V81H249ZM40 84V83H39ZM42 84V83H41ZM49 84V83H48ZM153 84V83H152ZM170 84V83H169ZM245 84H248V83H246V81H245V83H244V85ZM256 84V83H255ZM32 85V84H31ZM82 85V84H81ZM86 85H85V87H86ZM91 85V84H90ZM89 85V86H90ZM95 85V84H94ZM116 85V86H115ZM128 85V84H127ZM130 85V84H129ZM145 85V84H144ZM250 85V84H249ZM248 85V86H249ZM252 85V84H251ZM260 85H263L264 86V83H261ZM260 85L258 84V86H259V88L257 89V90H261V91H263L262 93H264V88H262V86L260 87ZM20 86V85H19ZM49 86H47V87H49ZM55 86V85H54ZM60 86V87H59ZM113 86H115V88H113ZM121 86H123V84L121 85ZM165 86V85H164ZM208 86V85H207ZM222 86V85H221ZM256 86H257V84H256ZM9 87V86H8ZM49 87V88H50ZM53 87V86H52ZM84 87V88H85ZM102 87H103V89H102ZM120 86L118 85V88H119ZM141 87V86H140ZM238 87V86H237ZM250 87V86H249ZM253 87V86H252ZM251 87V88H252ZM34 88V87H33ZM36 88V87H35ZM40 88V87H39ZM49 88H46V93H49L48 92V89ZM83 88V87H82ZM111 88V89H110ZM118 88H116V89H118ZM123 88V87H122ZM145 88V87H144ZM203 88H205V87H203ZM214 88V87H213ZM248 88V87H247ZM254 88V87H253ZM37 89V88H36ZM86 89V88H85ZM88 89V88H87ZM129 89H130V87H129ZM128 89V90H129ZM156 89V88H155ZM166 89V88H165ZM217 89V88H216ZM223 89V88H222ZM233 89V88H232ZM231 89V90H232ZM5 90V89H4ZM19 90V91H20ZM31 90H33L32 88H31ZM94 90V89H93ZM96 90V89H95ZM119 90V89H118ZM124 90H125V87H124ZM176 90V89H175ZM188 90V89H187ZM225 90V89H224ZM229 90V89H228ZM245 90V89H244ZM256 90V89H255ZM18 91V92H19ZM42 92H43V89L41 90ZM41 91H40V95H43V94H41ZM82 91V90H81ZM91 92H90V94L92 93V90H90ZM126 91V90H125ZM144 91V90H143ZM261 91H259V93L258 94H262V93H260ZM34 92L36 93V91L34 90ZM38 92V91H37ZM84 92V91H83ZM86 92V91H85ZM88 92V91H87ZM119 92V91H118ZM123 92V91H122ZM190 92V91H189ZM238 92V91H237ZM243 92V91H242ZM252 92V91H251ZM29 93H31V91L29 92ZM93 93H95V92H93ZM97 93V94H98ZM107 93H110L109 95L107 94ZM124 93V92H123ZM162 93V92H161ZM184 93V92H183ZM192 93V92H191ZM240 93V92H239ZM245 93V92H244ZM243 93V94H244ZM249 93V92H248ZM255 93V92H254ZM50 94V93H49ZM88 94V93H87ZM96 94V93H95ZM141 94H143V93H141ZM140 94V95H141ZM188 94V93H187ZM232 94H233V92H232ZM243 94L241 95V93H240V95L242 96V97H240V98H242V101H240V102H238V106H237V108L236 109H239V110H234L235 108H232V109H228V111L229 112H236L237 114L239 113V114H243V116H242V118L241 119H245L246 117H250V120L249 121H251L252 119V117L254 118V116L255 115H260V117H259V119H258V117H257V119L259 120V123L261 122V123H263L264 122V110L262 111V109L260 108L259 110L257 109L258 107L256 106L257 105V101H255V99H254V101H252L253 99H252V97H251V99H249V98H245V97H243ZM251 94V93H250ZM250 94H249V96H250ZM33 95H34V93H33ZM37 94H35V96H36ZM120 95H121V93H120ZM125 94H123V96H124ZM139 95V96H140ZM161 95V94H160ZM179 95V94H178ZM190 95V94H189ZM201 95V94H200ZM219 94H217V96H218ZM264 95V94H263ZM34 96V97H35ZM48 96V95H47ZM89 96V95H88ZM87 96V97H88ZM94 96V95H93ZM155 96H156V94H155ZM165 96V95H164ZM181 97H182V95H180ZM203 96V95H202ZM248 95H247V97H249ZM32 97V96H31ZM44 97V96H43ZM96 97V96H95ZM94 97V98H95ZM98 97V96H97ZM129 97V96H128ZM136 97H138V95L136 96ZM179 97V96H178ZM184 98H185V96H183ZM200 97V96H199ZM210 97V96H209ZM258 97H260V96H258ZM33 98V97H32ZM172 98V97H171ZM180 98V97H179ZM188 98V97H187ZM254 98V97H253ZM256 98V97H255ZM261 98H262V95H261ZM264 98V97H263ZM34 99H36V98H34ZM40 99V98H39ZM98 99V98H97ZM137 99V98H136ZM140 99V98H139ZM146 99V98H145ZM162 99V98H161ZM166 99V98H165ZM182 99V98H181ZM232 99V98H231ZM260 98H258V100H259ZM38 100V99H37ZM46 101H47V98L45 99ZM45 100H43V101H45ZM169 100V99H168ZM176 100V99H175ZM174 100V101H175ZM215 100V99H214ZM217 100V99H216ZM30 101H31V98H30ZM45 101V102H46ZM48 101H49V99H48ZM47 101V102H48ZM141 101V100H140ZM144 101V100H143ZM146 101V100H145ZM183 101V100H182ZM198 101V103L196 104V108H201L202 107V101H201V98H199V100H197ZM235 101V100H234ZM239 101V100H238ZM21 102V101H20ZM32 102V101H31ZM34 102V101H33ZM41 101L39 100V102L38 103H40ZM72 102V101H71ZM70 102V103H71ZM76 102H78V101H75V103ZM93 102H94V99L93 98H90L89 97V100H88V103L89 104H93ZM128 102V101H127ZM138 102V101H137ZM151 102V101H150ZM161 102V101H160ZM176 102H177V100H176ZM181 102V101H180ZM236 102V101H235ZM19 103V102H18ZM28 103V102H27ZM30 103V102H29ZM73 103V102H72ZM75 103H73V104H75ZM79 103V102H78ZM101 103H102V101H101ZM105 103V101L102 103V104H104ZM25 104V103H24ZM50 103H48V105H49ZM60 104V103H59ZM87 104V103H86ZM109 104V103H108ZM147 104H149V103H147ZM192 104V103H191ZM194 104V103H193ZM259 104H260V102H259ZM259 104H258V106H259ZM13 105V104H12ZM21 105V104H20ZM31 106H32V104H30ZM29 105V106H30ZM34 105V104H33ZM37 105V104H36ZM63 105V104H62ZM88 105V104H87ZM95 105V104H94ZM106 105V104H105ZM129 105V104H128ZM178 105V104H177ZM180 105H181V103H180ZM212 105V104H211ZM215 105V104H214ZM22 106V105H21ZM29 106H27V108L29 107ZM42 107V105L41 104H38V109H39V107ZM44 106V105H43ZM65 106H66V104H65ZM73 106V105H72ZM176 106V105H175ZM213 106V105H212ZM216 106V105H215ZM263 106V105H262ZM23 107V106H22ZM34 107H35V105H34ZM76 107V106H75ZM74 107V108H75ZM77 107H79V108H77L76 110L78 111L79 110V112L77 113L78 115H82L81 116V120H83L84 121V123H83V126H84V124H85V122H86V124L89 122V123H92V120H95V118H97V114H100L99 115V118H101V119H103L104 121H106V123L105 124H108L107 123V121H111V122H113V120L115 121V119H117V117H118V115L120 114V112H121V110H122V108L120 109L119 108V111H118V113H116V112H111V113H102V111H101V113L99 112V113H97V112H95L96 110H94V108H92V107H90V106H77ZM117 107V106H116ZM119 107V106H118ZM156 107V106H155ZM168 107V106H167ZM166 107V108H167ZM178 107H179V105H178ZM182 107V106H181ZM195 107V106H194ZM204 107V106H203ZM220 107V106H219ZM36 108V107H35ZM69 108V107H68ZM105 108V107H104ZM127 108V107H126ZM172 108H173V106H172ZM175 108V107H174ZM195 108V109H196ZM205 108V107H204ZM23 109V108H22ZM26 109V108H25ZM98 109V108H97ZM107 109H110L109 107L107 108ZM148 109H149V107H148ZM158 109V108H157ZM190 109H191V107H190ZM193 109V108H192ZM195 109H193L194 110V113H195ZM264 109V108H263ZM36 110H37V108H36ZM63 110V109H62ZM62 110L60 109V111L62 112ZM72 110V109H71ZM105 110H106V108H105ZM115 110V109H114ZM126 110V109H125ZM127 110H128V108H127ZM166 110V109H165ZM204 110V109H203ZM70 111V110H69ZM73 111V110H72ZM75 111V110H74ZM76 111V112H77ZM109 111V110H108ZM130 111H132V110H130ZM134 111H136V110H134ZM160 111H162V110H160ZM199 111H201V110H199ZM214 111V110H213ZM20 112H21V110H20ZM68 112V111H67ZM158 112V111H157ZM166 112V111H165ZM170 112H171V110H170ZM169 112V113H170ZM193 112V111H192ZM162 113V112H161ZM196 113H197V111H196ZM199 113V112H198ZM210 113V112H209ZM213 113V112H212ZM212 113H211V115H212ZM58 114V113H57ZM76 114V113H75ZM128 114V113H127ZM158 114V113H157ZM168 114V113H167ZM171 114V113H170ZM173 114V113H172ZM222 114V113H221ZM129 115V114H128ZM131 115H132V113H131ZM133 116V115H132ZM160 116V115H159ZM173 116V115H172ZM189 116H191V115H189ZM129 117H130V115H129ZM128 117V118H129ZM164 117V116H163ZM165 117H166V115H165ZM193 117V116H192ZM239 117V116H238ZM79 118V117H78ZM127 118V117H126ZM167 118V117H166ZM165 118V119H166ZM187 118V117H186ZM203 118V117H202ZM201 118V119H202ZM51 119H53V118H51ZM69 119V118H68ZM119 119V118H118ZM118 119H117V121H118ZM132 119V118H131ZM137 119V118H136ZM160 119V118H159ZM163 119V118H162ZM161 119V120H162ZM169 119H170V117H169ZM188 119V118H187ZM199 119V118H198ZM55 120V119H54ZM70 120V119H69ZM80 120V121H81ZM90 120V121H89ZM120 120V119H119ZM124 120V119H123ZM133 120H135V119H133ZM200 120V119H199ZM233 120H235V119H233ZM255 120V119H254ZM242 121V120H241ZM248 121V120H247ZM55 122V121H54ZM66 122V121H65ZM76 122V121H75ZM78 122V121H77ZM127 122V121H126ZM129 122V121H128ZM242 122H244V121H242ZM242 122H240V123H242ZM246 122V121H245ZM244 122V123H245ZM53 123V122H52ZM79 123V122H78ZM97 123H98V121H97ZM114 123V122H113ZM125 123V122H124ZM130 123H132V121L130 122ZM160 123V122H159ZM192 123V122H191ZM227 123V122H226ZM225 123V124H226ZM238 123V122H237ZM57 124V123H56ZM55 124V125H56ZM64 124L65 123H61L60 124V129H61V126H64ZM80 124V123H79ZM93 124V123H92ZM91 124V125H92ZM115 124V123H114ZM123 124V123H122ZM162 124V123H161ZM165 124V123H164ZM229 123H227V125H228ZM232 124V123H231ZM251 124V123H250ZM255 124V123H254ZM54 125V126H55ZM88 125V124H87ZM86 125V126H87ZM111 125L112 124H110V127H111ZM157 125H159V124H157ZM233 125V124H232ZM238 125V124H237ZM18 126V125H17ZM82 126V127H83ZM85 126V127H86ZM89 126V125H88ZM98 126V125H97ZM96 126V128L92 131L91 130V132L89 133V132H87V130H86V132L88 133V134H78V133H73V131L72 132H70V135L71 136H73V138H72V140L71 141H77V139H79V137L81 136L82 137V139L81 140H84V141H87V142H85V144H87V143H93V142H95V140H91V138L93 137V136H95V135H98V133H100L99 131H101V130H99L98 129V127ZM114 126V125H113ZM112 126V127H113ZM116 126H117V124H116ZM115 126V127H116ZM125 126V125H124ZM161 126H163V125H161ZM188 126V125H187ZM191 126V125H190ZM196 126V125H195ZM249 126V125H248ZM48 127V126H47ZM57 127V126H56ZM78 127H79V125H78ZM81 127V128H82ZM103 127L104 126H102L101 128L103 129ZM107 127V126H106ZM106 127H105V130H106ZM186 127V126H185ZM242 127V126H241ZM240 127V128H241ZM77 128V127H76ZM80 128V127H79ZM88 128V127H87ZM108 128V127H107ZM188 128V127H187ZM230 128V127H229ZM228 128V129H229ZM232 128H234V127H232ZM243 128V127H242ZM84 129V128H83ZM165 129V128H164ZM182 129V128H181ZM189 129V128H188ZM187 129V130H188ZM192 129V128H191ZM244 129V128H243ZM9 130V129H8ZM66 130V129H65ZM104 130V129H103ZM230 130V129H229ZM237 130V129H236ZM235 130V132H238V131H236ZM11 131V130H10ZM79 130H76V132H78ZM81 131V130H80ZM108 131V130H107ZM111 131V130H110ZM232 131H233V129H232ZM241 131H242V129H241ZM12 132V131H11ZM61 132V131H60ZM64 132V131H63ZM63 132H61V133H63ZM84 132V131H83ZM82 132V133H83ZM102 132H104V131H102ZM189 132H190V129H189ZM188 132V133H189ZM254 132V131H253ZM73 133V134H72ZM107 133V132H106ZM108 133H110V132H108ZM108 133H107V136H108ZM185 133V132H184ZM187 133V134H188ZM14 134V133H13ZM50 134H51V132H50ZM102 134V133H101ZM104 134V133H103ZM102 134V135H103ZM178 134H180L179 132L176 134L177 136H178ZM186 134V133H185ZM184 134V135H185ZM186 134V135H187ZM190 134V133H189ZM188 134V135H189ZM229 134V133H228ZM228 134H226V135H228ZM251 134H254V133H252L251 131H247V132H244V130H243V133H238V135H235V137L236 136H238V138L241 140H244V141H246L247 140V138H249V136H251ZM68 135V134H67ZM91 136V137H89V136ZM101 135V136H102ZM180 135H182V134H180ZM20 136V135H19ZM24 136V135H23ZM26 136V135H25ZM87 136L89 137V138H87ZM253 136V135H252ZM49 137V136H48ZM58 137H60V136H58ZM62 137V136H61ZM70 137V136H69ZM100 137V136H99ZM105 137H106V135H105ZM105 137H103V138H100V139H96L97 140V145L98 146H101V145H103L104 143H107L108 141H109V137L108 138H105ZM176 137V136H175ZM18 138V137H17ZM66 138H68V137H66ZM170 138V137H169ZM181 138H184V136L182 137L181 136ZM28 138H26V140H27ZM50 139V138H49ZM58 139V138H57ZM62 139V138H61ZM60 139V140H61ZM71 139V138H70ZM85 139H87V140H85ZM107 139H108V141H107ZM162 139V138H161ZM171 139V138H170ZM177 139V138H176ZM176 139H175V142H176ZM179 139V138H178ZM238 139V140H239ZM252 139V141H253V139L254 138H251ZM255 139L257 140V138L255 137ZM7 140V139H6ZM60 140H57L56 141V143L58 142V141H60ZM64 140H66V139H64ZM81 140H78V141H81ZM166 140V139H165ZM169 140V139H168ZM3 141V140H2ZM1 141V142H2ZM11 141H12V139H11ZM18 141H19V139H18ZM31 141V140H30ZM68 141V140H67ZM259 141V140H258ZM4 142V141H3ZM16 142V141H15ZM23 142V141H22ZM25 142V141H24ZM23 142V143H24ZM48 142V141H47ZM51 142H53V141H51ZM61 142V141H60ZM64 142V141H63ZM83 142V141H82ZM180 142V141H179ZM179 142H177V144L179 143ZM192 142V141H191ZM196 142V141H195ZM18 143V142H17ZM27 143H29L28 141H27ZM55 143V142H54ZM54 143H52V144H54ZM67 143V142H66ZM154 143V142H153ZM156 143V142H155ZM170 143V142H169ZM173 143V142H172ZM184 143V142H183ZM242 143H244L243 141H242ZM253 143V142H252ZM255 143V142H254ZM22 144V143H21ZM26 144V143H25ZM51 144V145H52ZM60 144V143H59ZM58 144V145H59ZM63 144H65V143H63ZM71 144V143H70ZM95 144V143H94ZM108 144V143H107ZM150 144V143H149ZM148 144V145H149ZM175 144V143H174ZM174 144H172L173 146H174ZM181 144V143H180ZM179 144V145H180ZM193 144V143H192ZM16 145V144H15ZM18 145V144H17ZM74 145V144H73ZM72 145V146H73ZM152 145V144H151ZM171 145V144H170ZM4 146H7V145H4ZM49 146V145H48ZM57 146V145H56ZM69 147L71 146V145H68ZM67 146V147H68ZM87 146V145H86ZM104 146V145H103ZM106 146V145H105ZM104 146V147H105ZM152 146H154V147H156L158 150H160L161 149V147H162V149L161 150H163V149H165L166 148V146L165 145H162V146H160V147H158V145H155V144H153ZM226 146H228L227 144H226ZM10 147V146H9ZM63 147V146H62ZM62 147H60V148H62ZM68 147V149H70ZM75 147V146H74ZM74 147H73V149H74ZM82 147V146H81ZM92 147V146H91ZM165 147V148H164ZM46 148V147H45ZM56 148V147H55ZM54 148V149H55ZM99 148H101V147H99ZM177 148V147H176ZM175 148V149H176ZM6 149H8L7 147H6ZM58 149V148H57ZM63 149H64V147H63ZM97 149V148H96ZM168 149V148H167ZM170 149V148H169ZM21 150V149H20ZM22 150H24V149H22ZM28 150H30L29 148H28ZM40 150V149H39ZM66 150H67V148H66ZM82 150V149H81ZM88 150V149H87ZM100 150V149H99ZM160 150V151H161ZM177 150V149H176ZM203 150V149H202ZM8 151V150H7ZM16 151V150H15ZM57 151V150H56ZM63 151V150H62ZM68 151V150H67ZM73 151V150H72ZM72 151H70L69 150V152L71 153ZM91 151V150H90ZM89 151V152H90ZM94 151V150H93ZM108 151H110V150H108ZM107 151V152H108ZM166 151V150H165ZM169 151H171V150H169ZM174 151V150H173ZM178 151H179V149H178ZM27 152V151H26ZM25 152V153H26ZM58 152V151H57ZM59 152H61V151H59ZM58 152V153H59ZM75 152V151H74ZM79 152H81V151H79ZM144 152V151H143ZM172 152V151H171ZM14 153V152H13ZM19 153V152H18ZM29 153V152H28ZM31 153H33V152H31ZM56 153V152H55ZM57 153V154H58ZM69 153V154H70ZM86 153V152H85ZM91 153V152H90ZM89 153V154H90ZM163 153V151L161 152V154ZM167 153V152H166ZM24 154V153H23ZM27 154V153H26ZM25 154V155H26ZM61 154V153H60ZM64 154H65V152H64ZM73 154V153H72ZM77 154H79V153H77ZM86 154H88V153H86ZM5 155V154H4ZM36 155H38L37 153H36ZM63 155V154H62ZM82 155V154H81ZM80 155V156H81ZM84 155V154H83ZM160 155V154H159ZM250 155V154H249ZM15 156V155H14ZM51 156V155H50ZM65 156H67V155H65ZM69 156V155H68ZM72 157H70V159H72V158H74L73 156H75V154L74 155H71ZM77 156V155H76ZM117 156L118 155H116L114 158H113V160H112V162H114L115 160H116V158H117ZM160 156H162V155H160ZM186 156V155H185ZM10 157V156H9ZM26 157V156H25ZM29 157V156H28ZM27 157V158H28ZM39 157H41V156H39ZM59 157V156H58ZM83 157V156H82ZM91 159L89 158V160H92L93 161V163H92V165H91V168H94L95 167V164H96V162L99 160V158L101 157V153H99V152H96L95 154H91ZM157 158L159 157V156H156ZM5 158H7V157H5ZM21 158H23V157H21ZM31 158V157H30ZM34 158V157H33ZM37 158V157H36ZM64 158V157H63ZM77 158V159H76ZM86 158H88V156H84L83 158H79V157H75L74 159H76L75 161V163L76 164H78V162L79 161H81L80 162V164L82 165V167L84 168L85 167V165L88 163V161H87V159ZM108 158V157H107ZM145 158V157H144ZM148 158V157H147ZM162 158V157H161ZM164 158V157H163ZM25 159V158H24ZM35 159V158H34ZM42 159V158H41ZM57 159H59V158H57ZM70 159H62L63 160V162L65 161L66 163H64L65 165H67V164H69V163H71L70 161ZM111 159V158H110ZM26 160V159H25ZM28 160V159H27ZM31 160L32 159H30V161L29 162H31ZM37 160V159H36ZM73 160V159H72ZM127 160H129L128 158L125 160L126 162H128ZM264 160V159H263ZM0 161H5V159H0ZM24 161V160H23ZM61 161V159L59 160V162ZM91 161V162H92ZM111 161V160H110ZM141 161V160H140ZM156 161V160H155ZM164 161H166L165 159H164ZM168 161V160H167ZM174 161V160H173ZM172 161V162H173ZM253 161V160H252ZM6 162H7V160H6ZM18 162V161H17ZM28 162V163H29ZM33 162H34V160H33ZM35 162H37V161H35ZM54 162V161H53ZM56 162H57V160H56ZM59 162H57V163H59ZM91 162H90V164H91ZM144 162H145V160H144ZM149 162H151V161H149ZM255 162V161H254ZM256 162H258L257 160H256ZM23 163V162H22ZM27 163V164H28ZM39 163H41V162H39ZM44 163H46V162H44ZM50 163V162H49ZM75 163H73L74 165L73 166H76V164ZM106 163H108V162H106ZM124 164H125V162H123ZM131 163V162H130ZM142 163V162H141ZM165 163V162H164ZM167 163V162H166ZM248 163V162H247ZM250 163V162H249ZM261 163V162H260ZM259 163V164H260ZM37 164V163H36ZM59 164H62V163H59ZM128 164V163H127ZM143 164V166H141V167H143V169H145L144 168V166H146L147 167V163L146 164H144V163H142ZM142 164H140V165H142ZM161 164V163H160ZM252 164V163H251ZM251 164H250V166H251ZM255 164V163H254ZM253 164V165H254ZM262 164V163H261ZM31 165V164H30ZM45 165H47V164H45ZM69 165H71V164H69ZM68 165V166H69ZM79 165V164H78ZM130 165H135L133 162H132V164H130ZM129 165V166H130ZM163 165V164H162ZM168 165V164H167ZM255 165H257L258 166V163L257 164H255ZM22 166H23V164H22ZM24 166H25V164H24ZM26 166H28V165H26ZM48 166H50V165H48ZM60 166V165H59ZM121 166V168H122V166L123 165H120ZM129 166L127 167V168H129ZM260 166V165H259ZM62 167V166H61ZM77 168H78V166H76ZM80 168H81V166H79ZM87 167V166H86ZM132 167H134V166H132ZM139 168L138 170H140V169H142V168ZM149 167H151V166H149ZM262 167H264V164H263V166ZM261 167V168H262ZM26 168V167H25ZM28 168V167H27ZM31 168V167H30ZM60 168V167H59ZM65 168V167H64ZM70 168H71V166H70ZM70 168L68 167V169L70 170ZM74 168V167H73ZM79 168V169H80ZM89 168V167H88ZM124 168H125V166H124ZM152 168V167H151ZM50 169V168H49ZM52 169V168H51ZM130 169V168H129ZM153 169V168H152ZM152 169H151V171H152ZM247 169H249L250 170V167H247ZM251 169H252V167H251ZM254 169H255V167H254ZM258 169V168H257ZM262 169H264V168H262ZM261 169V170H262ZM66 170H67V167H66ZM86 170H87V168H86ZM245 170V169H244ZM243 170V171H244ZM253 170V169H252ZM251 170V171H252ZM256 170V169H255ZM255 170H254V172H255ZM39 171V170H38ZM47 171V170H46ZM72 171V170H71ZM85 171V170H84ZM147 171V170H146ZM151 171H148V172H151ZM242 171V170H241ZM247 171V170H246ZM24 172V171H23ZM28 172H31L30 170L28 171ZM36 172H37V170H36ZM35 172V173H36ZM142 172V171H141ZM144 172V171H143ZM34 173V172H33ZM34 173V174H35ZM250 173V172H249ZM253 173V172H252ZM260 173H261V171H260ZM12 174V173H11ZM39 174V173H38ZM148 174V173H147ZM254 174H256V172L254 173ZM253 174V175H254ZM29 175H31V174H29ZM33 175V174H32ZM127 175V174H126ZM257 175H260V174H257ZM22 176V175H21ZM24 176V175H23ZM22 176V177H23ZM34 176V175H33ZM130 176V175H129ZM133 176V175H132ZM139 176V175H138ZM147 176V175H146ZM244 176V175H243ZM256 176V175H255ZM36 177V176H35ZM34 177V178H35ZM38 177H40V176H38ZM140 177V176H139ZM240 177H242V176H240ZM261 177V176H260ZM10 178V177H9ZM26 178H27V176H26ZM30 178H33V177H30ZM33 178V179H34ZM41 178V177H40ZM44 178V177H43ZM125 178H126V176H125ZM153 178V177H152ZM225 178V177H224ZM231 178V177H230ZM229 178V176H228V180L230 179ZM239 178V177H238ZM243 178V177H242ZM254 178V177H253ZM253 178H251L253 181L255 180V182H256V179L258 180V177H255V179H253ZM12 179V178H11ZM137 179V178H136ZM226 179V178H225ZM225 179H224V181H225ZM234 179H236V178H234ZM244 179V178H243ZM242 179V180H243ZM10 180V179H9ZM24 180V179H23ZM43 180V179H42ZM62 180V179H61ZM153 180V179H152ZM161 180V179H160ZM223 180V177H222V179H221V181ZM228 180H226V181H228ZM245 180V182L248 180H246V179H244ZM260 180V179H259ZM37 181V180H36ZM46 181V180H45ZM48 181V180H47ZM46 181V182H47ZM220 181V182H221ZM225 181V182H226ZM236 181V180H235ZM239 181V180H238ZM238 181H237V183H238ZM249 182H251L252 183V181L251 180H248ZM248 181L246 182V183H248ZM1 182H5V181H2L1 180ZM27 182V181H26ZM34 182V181H33ZM59 182H60V180H59ZM62 182V181H61ZM64 182V181H63ZM66 182V181H65ZM112 182V181H111ZM28 183V182H27ZM27 183H25L24 182V185H26ZM39 183V182H38ZM83 183V182H82ZM142 183H143V181H142ZM141 183V184H142ZM154 183V182H153ZM222 183V182H221ZM228 183V182H227ZM227 183H225L226 185H227ZM229 183H230V181H229ZM232 183V182H231ZM251 183H249L250 185H251ZM257 183V182H256ZM258 183H260L259 181H258ZM257 183V184H258ZM7 184V183H6ZM31 184V183H30ZM50 184V183H49ZM84 184V183H83ZM82 184V185H83ZM158 184V183H157ZM224 184V182H223V185H225ZM236 184V183H235ZM239 184V183H238ZM253 184V183H252ZM9 185V184H8ZM21 185V184H20ZM43 185V184H42ZM144 185V184H143ZM143 185H141V186H143ZM221 185V184H220ZM231 186L233 185V184H230ZM254 185V184H253ZM260 185V184H259ZM3 186H5V185H3ZM7 186V185H6ZM35 186V185H34ZM86 186H88V183H87V185ZM114 186V185H113ZM140 186V187H141ZM235 186V185H234ZM248 186V185H247ZM28 187V186H27ZM29 187H31V186H29ZM33 187V186H32ZM112 187V186H111ZM223 187V186H222ZM221 187V188H222ZM230 187V186H229ZM260 187V186H259ZM259 187H258V189H259ZM16 188V187H15ZM63 188V187H62ZM65 188V187H64ZM63 188V189H64ZM89 188H91V186L89 187ZM114 187H112V189H113ZM149 188V187H148ZM224 188H225V186H224ZM223 188V189H224ZM227 188H228V185H227ZM232 188V187H231ZM261 188V187H260ZM263 188V187H262ZM4 189H6V187H4V188H0V194H1V199H0V220H1V214H3L2 213V209H3V211H7L8 209L7 208H10V206L8 207L6 204H8V203H6V201L5 200H7V199H4L3 197H2V194H3V191H4ZM29 189V188H28ZM33 189H35L34 187H33ZM38 189V188H37ZM41 189V188H40ZM53 189V188H52ZM143 189H145V188H143ZM143 189H141V191L142 192H144L143 191ZM229 189V188H228ZM256 189H257V187H256ZM3 190V191H2ZM60 190V189H59ZM62 190V189H61ZM71 190V189H70ZM87 190H89V189H87ZM217 190V189H216ZM31 191V190H30ZM42 191V190H41ZM65 191V190H64ZM90 191H92V189L90 190ZM112 191H114V190H112ZM137 191V190H136ZM138 191H140V190H138ZM152 191H153V189H152ZM154 191H155V189H154ZM153 191V192H154ZM229 191H230V189H229ZM232 191V190H231ZM36 192V191H35ZM66 192V191H65ZM68 192H70V191H68ZM89 192V191H88ZM149 192V191H148ZM151 192V191H150ZM218 193H219V191H217ZM221 192H223V191H221ZM220 192V193H221ZM41 193V192H40ZM89 193H91V192H89ZM95 193V192H94ZM93 193V194H94ZM140 193V192H139ZM214 193H215V191H214ZM224 193H226V192H223L222 194H224ZM69 194V193H68ZM136 194V193H135ZM142 194V193H141ZM144 194V193H143ZM150 194H152V193H150ZM230 194V193H229ZM41 195V194H40ZM63 195V194H62ZM95 195H97V194H95ZM131 195H133V194H131ZM130 195V196H131ZM155 195V194H154ZM219 195V194H218ZM3 196H4V194H3ZM23 196V195H22ZM94 196V195H93ZM125 196H127V195H125ZM129 196V197H130ZM136 196H138V195H136ZM135 196V197H136ZM140 196V195H139ZM143 196H145V195H143ZM200 196V195H199ZM226 196H227V193H226ZM229 196H231V195H229ZM11 197V196H10ZM82 197V196H81ZM152 197H154V196H152ZM219 197V196H218ZM218 197L217 196H215V198L216 199H218ZM222 197H224V196H222ZM234 197V196H233ZM13 198V197H12ZM38 198V197H37ZM87 198V197H86ZM89 198V197H88ZM87 198V199H88ZM110 198V197H109ZM128 198V197H127ZM137 199H138V197H136ZM143 198V197H142ZM26 199V198H25ZM86 199V200H87ZM96 199V198H95ZM129 199V198H128ZM136 199V200H137ZM141 199V198H140ZM139 199V200H140ZM250 199V198H249ZM64 200V199H63ZM63 200H62V203H63ZM75 200H76V198H75ZM89 200V199H88ZM131 200V199H130ZM132 200H133V198H132ZM131 200V201H132ZM215 200V199H214ZM224 200H225V198H224ZM243 200H244V198H243ZM29 201V200H28ZM91 201V200H90ZM135 201V200H134ZM226 201H228L230 204H229V207L231 206V205H234L235 203H237V202H239V201H242L241 199H239V200H237V198L235 199H228V200H225V201H223L224 203L226 202ZM9 202H10V200H9ZM13 202V201H12ZM15 202V201H14ZM13 202V203H14ZM64 202H66V201H64ZM73 202H74V200H73ZM93 202V201H92ZM129 202V201H128ZM189 202V201H188ZM6 203V204H5ZM16 203V202H15ZM20 203V202H19ZM76 203V202H75ZM81 203V202H80ZM227 203V202H226ZM65 204H67V203H65ZM85 204V203H84ZM97 204V203H96ZM129 204V203H128ZM131 204V203H130ZM182 204V203H181ZM180 204V205H181ZM11 205V204H10ZM64 205V204H63ZM72 205V204H71ZM88 205V204H87ZM123 205H125V204H123ZM134 204H131V206H133ZM179 205V206H180ZM223 205H225V204H223ZM227 205V204H226ZM225 205V206H226ZM20 206V205H19ZM28 206V205H27ZM65 206V205H64ZM67 206V205H66ZM79 206V205H78ZM85 206V205H84ZM126 206H128L127 204H126ZM139 206V205H138ZM182 206V205H181ZM180 206V207H181ZM25 207V206H24ZM29 207V206H28ZM68 207V206H67ZM77 207V206H76ZM82 207V206H81ZM129 208H133V207H130V206H128ZM252 207V206H251ZM19 208V207H18ZM23 208V207H22ZM13 209V208H12ZM16 209V208H15ZM60 209H62L61 207H60ZM63 209H65V207L63 208ZM85 209V208H84ZM83 209V210H84ZM134 209H136V208H134ZM142 209V208H141ZM9 210H11V209H9ZM69 210V209H68ZM71 210V209H70ZM75 210V209H74ZM81 210V209H80ZM92 210V209H91ZM95 210V209H94ZM243 210V209H242ZM13 211V210H12ZM78 211V210H77ZM88 211V210H87ZM104 211V210H103ZM205 211H206V209H205ZM204 211V212H205ZM63 212V211H62ZM86 212V211H85ZM100 212V211H99ZM239 212V211H238ZM7 213L9 214V212L7 211ZM7 213H5V214H7ZM11 213V212H10ZM66 213V212H65ZM72 213V212H71ZM77 213V212H76ZM198 213V212H197ZM202 213V212H201ZM7 214V215H8ZM21 213L19 212L18 213V211H17V213L14 215L13 214V216H10L12 219H13V221H12V223H15V218L18 216V218L20 217L19 215H20ZM60 214H62V213H60ZM97 214V213H96ZM196 214V213H195ZM240 214V213H239ZM10 215V214H9ZM64 215V214H63ZM68 215V214H67ZM169 215V214H168ZM172 215V214H171ZM201 215H203V213L201 214ZM200 215V213H199V216L200 217H202ZM78 216H79V214H78ZM98 216V215H97ZM240 216V215H239ZM252 216V215H251ZM250 216V217H251ZM4 217H5V215H4ZM64 217H66V216H64ZM64 217H62V219H64ZM125 217V216H124ZM151 217V216H150ZM254 217V216H253ZM256 217V216H255ZM254 217V218H255ZM8 218V217H7ZM96 218V217H95ZM94 218V219H95ZM127 218H128V216H127ZM165 218V217H164ZM243 218V217H242ZM263 218V217H262ZM12 219H9V221L11 222V220ZM176 219V218H175ZM251 220H252V218H250ZM261 219V218H260ZM264 219V218H263ZM4 220V219H3ZM2 220V221H3ZM24 220V219H23ZM123 220V219H122ZM124 220H127V219H125L124 218ZM145 221H146V219H144ZM168 220V219H167ZM174 220V219H173ZM249 220V219H248ZM1 221V222H2ZM76 221V220H75ZM131 221V220H130ZM201 221V220H200ZM258 221V220H257ZM261 221H263V220H261ZM20 222V221H19ZM60 222V221H59ZM125 222H127V221H125ZM166 222V221H165ZM193 222V221H192ZM252 222V221H251ZM254 222V221H253ZM3 223H4V221H3ZM2 223V224H3ZM127 223H129V222H127ZM130 223H132V221L130 222ZM135 222L133 221V224H134ZM154 223V222H153ZM176 223V222H175ZM261 223V222H260ZM1 224V225H2ZM57 224V223H56ZM142 224H145V223H142ZM5 225V224H4ZM13 225V224H12ZM30 225V222H26V223H19V225H17L15 228H13V227H11V230H4V228H3V230L0 228V264H14L15 263V261L17 260V251L18 250H20L21 248H20V245H21V243H23V242H25L26 244H29V243H31V241H32V238H30V236H28V227H30L29 226ZM124 225V224H123ZM129 225V224H128ZM132 225V224H131ZM135 225V224H134ZM139 225H140V223H139ZM174 225V224H173ZM190 225V224H189ZM3 226V225H2ZM141 226V225H140ZM139 226V227H140ZM153 226H154V224H153ZM161 226V225H160ZM191 226V225H190ZM1 227V226H0ZM6 227V226H5ZM68 227V226H67ZM118 227V226H117ZM121 227V226H120ZM126 227V226H125ZM132 227H134V228H136L135 226H132ZM157 227V226H156ZM155 227V228H156ZM247 227V226H246ZM250 227V226H249ZM258 227H260V226H258ZM122 228V227H121ZM124 228V227H123ZM128 228V227H127ZM131 228V227H130ZM160 228V227H159ZM190 228V227H189ZM248 228V227H247ZM13 229H15L16 230V232H14V233H12V234H9L8 232H10V231H12ZM59 229V228H58ZM67 229V228H66ZM137 229V228H136ZM250 229V228H249ZM253 229V228H252ZM259 229H261V228H259ZM118 230V229H117ZM116 230V231H117ZM127 230V229H126ZM125 230V231H126ZM187 230V229H186ZM185 230V231H186ZM120 230H118V232H119ZM156 231H159V230H157L156 229ZM155 231V232H156ZM188 231V230H187ZM190 231V230H189ZM254 229L252 230V232L254 233ZM13 232V231H12ZM59 232V231H58ZM115 232V231H114ZM114 232H113V234H114ZM121 232V231H120ZM182 232H184V231H182ZM181 232V233H182ZM229 232V231H228ZM251 233V232H250ZM32 234V233H31ZM158 234V233H157ZM165 234V233H164ZM189 234V233H188ZM258 234V233H257ZM33 235V234H32ZM244 235V234H243ZM262 235H263V233H262ZM187 236V235H186ZM185 236V237H186ZM112 240H111V243H110V239H111V236L110 237H107V238H105V240H103L102 238V240H96L97 242H91L90 243V248H91V252H92V254H91V259H90V264H97L96 262H100L101 264L104 262V261H107V259H106V257H107V255H108V253L107 252H111L112 251V254L114 255V253H115V251H116V249L112 246V243H114V236L112 235ZM117 237V236H116ZM226 238H227V236H226ZM225 238V239H226ZM230 238V237H229ZM228 238V239H229ZM253 238V237H252ZM263 238V237H262ZM206 240V239H205ZM258 240V239H257ZM12 241V243H17V245H16V247L14 248V249H11V250H13V252L11 253V251H10V248L7 246V242H11ZM23 241V242H22ZM94 241V240H93ZM250 241V240H249ZM253 241H254V244H256L255 243V240L253 239ZM259 241H261V240H258L257 242H259ZM207 242V241H206ZM210 242V241H209ZM209 242L207 243V245H205V246H208V244H209ZM233 242H234V240H233ZM248 242V241H247ZM14 243V244H15ZM43 243H45V242H43ZM242 243V242H241ZM250 243H251V241H250ZM259 243H261V242H259ZM252 244V243H251ZM25 245V244H24ZM169 245H171V244H169ZM175 245V244H174ZM226 245V244H225ZM253 245V244H252ZM256 245H258V243L256 244ZM5 246H7V247H5ZM166 246H168V245H166ZM233 246V245H232ZM254 246V245H253ZM252 246V247H253ZM165 247V246H164ZM258 247H260V246H258ZM264 247V246H263ZM262 247V248H263ZM20 248V249H19ZM44 248H46V247H44ZM44 248L42 249V250H44ZM89 248V249H90ZM208 248V247H207ZM229 247H227V249H228ZM88 249V248H87ZM167 249V248H166ZM261 249V248H260ZM39 250V249H38ZM242 250V249H241ZM244 250V249H243ZM263 250V254H259L258 253V257H261V256H263V258H264V249H262ZM35 252V251H34ZM39 252V251H38ZM42 252H44V255L45 256H47L48 258H46V262H44L43 264H62L58 259L60 258L59 256H57V255H62L65 251L63 250V249H61V248H53L52 249V247H50L49 249H46L45 251H42ZM244 252V251H243ZM36 253H37V251H36ZM46 253V254H45ZM59 253V254H58ZM165 253H167V252H165ZM254 253V252H253ZM256 253V252H255ZM35 254V253H34ZM33 254V255H34ZM42 254V253H41ZM161 254H162V252H161ZM246 254V253H245ZM60 255V256H61ZM64 255V254H63ZM231 255V254H230ZM257 255V254H256ZM37 256V255H36ZM39 256V255H38ZM38 256H37V258H38ZM164 256V255H163ZM162 256V257H163ZM180 256V255H179ZM249 256V255H248ZM252 256V255H251ZM42 257H43V255H42ZM41 257V258H42ZM165 257V256H164ZM250 257V256H249ZM44 258V257H43ZM251 258V257H250ZM253 258H254V256H253ZM255 258H256V256H255ZM254 258V259H255ZM204 259V258H203ZM257 259V258H256ZM255 259V260H256ZM41 260V259H40ZM247 260V259H246ZM259 260H262V259H259ZM38 261V260H37ZM48 261V262H47ZM143 261V260H142ZM176 261V260H175ZM150 262V261H149ZM248 262V261H247ZM263 262V261H262ZM27 264H37L36 263V260L32 257L31 259H29V260H27V262H26ZM146 263H147V261H146ZM76 264H78V263H76Z\"/></svg>",
	"mask_w": 264,
	"mask_h": 264
}]
</instances>
